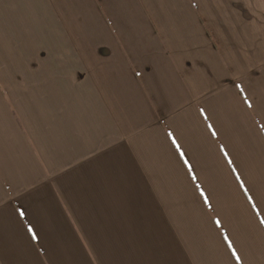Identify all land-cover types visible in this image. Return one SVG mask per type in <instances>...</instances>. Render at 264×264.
<instances>
[{
	"label": "crops",
	"instance_id": "obj_1",
	"mask_svg": "<svg viewBox=\"0 0 264 264\" xmlns=\"http://www.w3.org/2000/svg\"><path fill=\"white\" fill-rule=\"evenodd\" d=\"M253 4L0 0V264H264Z\"/></svg>",
	"mask_w": 264,
	"mask_h": 264
},
{
	"label": "rangeland",
	"instance_id": "obj_2",
	"mask_svg": "<svg viewBox=\"0 0 264 264\" xmlns=\"http://www.w3.org/2000/svg\"><path fill=\"white\" fill-rule=\"evenodd\" d=\"M250 3H254L253 5H248L250 8H254L257 10V12H260V13H257V16L260 17L261 19L264 18V15L262 12L263 9H264V0H248ZM255 10V11H256ZM37 59V58H36ZM38 60V59H37ZM13 71H16L15 72V75L17 78L18 81H16L15 83L17 84H8V82L5 81V85H0V93H1V98L2 99H6V95L8 93H18L17 89L20 90L19 88H21V90L23 91L24 90V85H23V79L24 76L28 75V74H34V69H24V68H21V69H16V70H12ZM4 72H7L6 70ZM36 74L39 75V72L38 70L36 71ZM3 75V74H1ZM5 78H7L6 75H4ZM11 76V75H10ZM13 82H14V79H13ZM13 90V91H11ZM7 98L9 99V96H7ZM13 98V97H11ZM11 100V99H9ZM10 104H15L17 105V107L20 105L19 108H22V98H19L17 97V95H15L14 99L11 100V102H9ZM23 112V111H22ZM24 114V113H23ZM23 114H22V117H23ZM21 117V118H22Z\"/></svg>",
	"mask_w": 264,
	"mask_h": 264
},
{
	"label": "snow or ice",
	"instance_id": "obj_3",
	"mask_svg": "<svg viewBox=\"0 0 264 264\" xmlns=\"http://www.w3.org/2000/svg\"><path fill=\"white\" fill-rule=\"evenodd\" d=\"M237 87H239L240 90L243 92V87L241 85H237ZM244 102H245V104L247 105L248 108H252L253 107V104H252L251 100L247 99V97H245ZM201 112H203V109H201ZM209 127L211 128L212 126L209 125ZM213 135H215V131H213ZM173 142L175 143V140ZM177 147H179V146L177 145ZM225 154L227 155V153H225ZM181 155H183V153H181ZM229 163H231L230 160H229ZM237 179H239V176L237 177ZM241 186L243 187V183L242 182H241ZM245 192H247V189H245ZM201 195H204L202 190H201ZM249 200H251L250 196H249ZM205 203H209L208 200H207V197H205ZM253 207H255V205H253ZM215 223H216L217 226H220L221 222H220L219 219H217L215 221ZM260 223L264 224V219H261ZM29 231H31V229H29ZM224 240L227 241L228 248L231 249L232 255L236 256L237 260H239V256L236 255V249L233 247L232 241L228 238L227 234L224 235Z\"/></svg>",
	"mask_w": 264,
	"mask_h": 264
}]
</instances>
